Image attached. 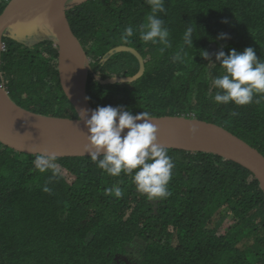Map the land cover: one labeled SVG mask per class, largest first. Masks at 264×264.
<instances>
[{"label":"trees","instance_id":"16d2710c","mask_svg":"<svg viewBox=\"0 0 264 264\" xmlns=\"http://www.w3.org/2000/svg\"><path fill=\"white\" fill-rule=\"evenodd\" d=\"M10 1L0 0V14ZM165 9L159 17L171 47L162 52L163 45L139 40V25L150 14L144 0H76L65 7L90 60V105L152 117L193 115L264 156V102L217 105L210 86V77L220 74V50L253 47L264 60V0H165ZM128 26L135 34L126 46L146 63L135 83L126 79L139 72L138 59L128 52L110 54L124 46L119 38ZM187 27L193 29L192 47L184 49L183 62L173 63ZM220 33L228 38L218 39ZM2 44L0 85L9 98L35 114L77 119L62 87L56 41H22L6 32ZM168 152L175 165L171 195L148 201L130 177H110L89 157L56 158L53 176L34 169L40 155L0 144V264H264V190L258 179L220 157ZM113 186L122 188L121 198L104 194ZM229 218L234 225L220 236Z\"/></svg>","mask_w":264,"mask_h":264},{"label":"water","instance_id":"95a60500","mask_svg":"<svg viewBox=\"0 0 264 264\" xmlns=\"http://www.w3.org/2000/svg\"><path fill=\"white\" fill-rule=\"evenodd\" d=\"M75 1L11 0L0 15V45L6 32L26 41L35 38V32L47 30L51 39L62 49V87L79 114L81 109L94 108L85 99L89 69L87 53L73 33L65 12V7ZM115 52H128L138 59L139 72L126 81H139L146 72V63L141 53L129 46L116 47L110 54ZM82 69L85 70L84 79L81 78ZM0 90L5 93L2 102L4 107L0 109L3 112L0 113V144L26 155L88 157L83 151L87 142V129L82 121L35 115L13 103L1 86ZM152 118L150 122L158 126L157 141L168 150L210 154L228 160L250 172L264 189V156L228 130L198 119L178 116ZM53 120L64 122L61 125ZM190 127H195L196 131L190 132Z\"/></svg>","mask_w":264,"mask_h":264},{"label":"clouds","instance_id":"9594fccd","mask_svg":"<svg viewBox=\"0 0 264 264\" xmlns=\"http://www.w3.org/2000/svg\"><path fill=\"white\" fill-rule=\"evenodd\" d=\"M144 2L150 8V14L146 16V22L139 25V40L144 44L150 42L153 45H163L160 49L163 52L171 47L169 30L164 26V20L159 17V13L166 12L165 0H144ZM134 34L132 26L124 28L120 34V43L126 46L131 42L130 38ZM217 38L227 39L228 37L226 33H220ZM192 41L193 29L187 27L183 34V46L172 56L173 63L183 62L186 54L184 49L192 47ZM3 51L1 38L0 54ZM202 52V57L209 59L210 66L217 67L211 64L209 53ZM215 60L219 62L220 70L219 75L210 77V86L215 89L212 95L215 104L231 103L237 107H243L253 103L260 105L264 102V60L257 57L253 47H246L242 52L233 48L227 54L220 50L215 53ZM2 88L7 92L4 87ZM85 99L88 98L85 97ZM231 115L238 116L239 113L233 111ZM181 117L196 119L193 115ZM75 120L82 121L87 129V142L83 151L103 173L110 177H120L121 174L130 177L135 190L144 195L148 201L164 200L171 195L168 185L172 178L174 161L169 155L168 148L158 143V126L150 122L153 120L150 113L143 111L132 115L130 111L121 107L98 106L94 110L81 109ZM125 129L126 132H124ZM189 131L195 132L196 129L190 127ZM55 161V156H37L33 160V167L42 174L51 172L53 176H57ZM43 190L51 192L47 185ZM104 194L119 199L123 195V190L119 186L108 187L104 189Z\"/></svg>","mask_w":264,"mask_h":264},{"label":"rangeland","instance_id":"374dc122","mask_svg":"<svg viewBox=\"0 0 264 264\" xmlns=\"http://www.w3.org/2000/svg\"><path fill=\"white\" fill-rule=\"evenodd\" d=\"M36 34H34V35H36V36H33V37H35L36 39H50L51 38V36L49 35V33H48V31L47 30H45V29H41V30H39L38 32H35ZM29 40H32V39H29ZM29 40H26V41H29ZM104 57H107V55L106 56H104ZM103 57V58H104ZM89 63H90V61H89ZM90 65V64H89ZM235 221V220H234ZM233 225V221H232V219H227L226 221H225V224L223 225V227H222V229H221V231L219 232V235H225L226 234V232H227V230L231 227Z\"/></svg>","mask_w":264,"mask_h":264},{"label":"bare ground","instance_id":"6f19581e","mask_svg":"<svg viewBox=\"0 0 264 264\" xmlns=\"http://www.w3.org/2000/svg\"><path fill=\"white\" fill-rule=\"evenodd\" d=\"M47 22L50 23L49 21H47ZM89 71H90V65H89L88 72H89ZM84 77H85V70L82 69V70H81V78L84 79ZM4 95H5V93L2 92V91L0 90V109L4 107V106L2 105V102L4 101ZM0 113H3V112H0ZM53 122L62 125L64 121H54V120H53Z\"/></svg>","mask_w":264,"mask_h":264}]
</instances>
